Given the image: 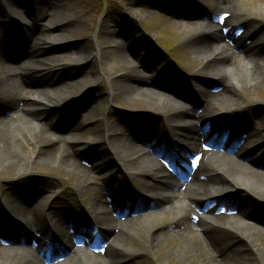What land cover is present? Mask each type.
<instances>
[{"label": "bare ground", "instance_id": "obj_1", "mask_svg": "<svg viewBox=\"0 0 264 264\" xmlns=\"http://www.w3.org/2000/svg\"><path fill=\"white\" fill-rule=\"evenodd\" d=\"M140 1L127 0L128 11L138 12ZM77 2L0 0V173L27 178L46 164L70 177L79 200L46 211L35 185L0 199V264H143L155 250L168 264H264V128L253 127L264 125V104L248 97L264 89V10L255 6L264 0H180L179 20L165 23L194 59L190 75L170 63L158 70L166 57L157 48L149 59L141 54L135 25L108 20L95 41L86 37L84 14L71 11ZM20 57L23 64L10 63ZM116 60L122 73L104 72ZM101 76L114 102L145 114L102 124L92 117L91 141L81 123L56 135L50 112L73 123L100 99L91 95ZM85 84L89 90L76 89ZM106 168L142 191L127 196L96 183L94 173ZM136 197L151 207L134 217L119 201Z\"/></svg>", "mask_w": 264, "mask_h": 264}, {"label": "rangeland", "instance_id": "obj_2", "mask_svg": "<svg viewBox=\"0 0 264 264\" xmlns=\"http://www.w3.org/2000/svg\"><path fill=\"white\" fill-rule=\"evenodd\" d=\"M77 3H73L71 5V11H77L78 15H80V13L84 14L83 20L87 23V30L83 34L86 37L94 40L95 34L99 30L102 22L108 20L122 21V24L126 26L135 25L133 27L135 28L137 34L134 36L136 38H139L141 36V43H135L134 40H132V42L135 47H142L141 54L149 59L151 58L154 49L157 48L161 50V52H163V55L166 57V62H161L156 66L158 70L165 69L166 66L168 68V63H170L174 69L180 70L187 75L191 74V61H194V59L190 54L184 52L183 47L180 45V38L178 39V37H180L179 32H177L175 28L171 29L165 23V18L174 14L175 15L173 16V19L175 21L179 20L175 17L176 13L179 12V6L182 4L180 0H141L140 7H138L139 13L137 11L133 13L128 11L126 7L127 0H78ZM187 6H190V12H193L194 10L197 11V6L186 4L185 7ZM255 6H258L264 10L263 2H259ZM246 7L247 9L249 8V6ZM138 14H140L141 16ZM133 16L136 18H133ZM131 18L134 19L132 22L129 20ZM196 18L197 17H192L188 18V20H195ZM240 29L239 31L242 32V29H244V27L242 26V28ZM146 35L150 36L152 38V41H149L146 38ZM242 40H245V37H242ZM259 42L260 41H255L251 45L255 46L259 44ZM107 51L109 52V50ZM111 54L112 52L110 51L108 55ZM25 59L26 58L22 57L16 58L14 60H11L10 63L12 65L19 66L20 64H23L25 62ZM40 61V67L42 69H47L49 62L44 59H40ZM59 64L69 65L71 64V62L68 59H63ZM121 65V60H116L110 65L105 64L104 72H116V74H121L123 70V67ZM151 71L152 70H148L147 72ZM85 75L86 74H82L81 77H79V80H84ZM196 77V84L207 87V83H204L206 82L203 79L204 77L198 75H196ZM56 80L57 84L66 83L65 77L62 74H59L56 77ZM98 84L99 87H94V91H92L93 95H91V98H93L94 100V98L100 96V99H97L98 102L92 105L88 103L84 104L85 107L82 109L79 116L77 115L76 117H74L73 123L71 121H63L61 119V111L58 109L50 112L49 116H47V119L49 118L51 120V128L53 132L56 133V135L61 137L70 136L72 134V129L75 126L74 124L81 123L82 125L87 126L86 129L88 130V135L84 136L85 141H91V139H93V130L91 128V124L93 123L91 120L92 117H94L95 120L100 119V122L102 124L109 120L114 121L117 119L129 118L133 115L136 116V114H145L142 112H132L131 108L133 107V105L124 99H115L117 101L114 102V100L108 95L110 93V87L108 85V82L106 81V78H104L103 76H101V79L97 80V83L93 85ZM101 86H103V88H101ZM82 88H84L83 90H89L86 84L82 87L76 86V89L81 90ZM248 94V97L253 98L255 104H264V89L255 94ZM50 96L54 97L53 93L43 94L42 97H45L49 100ZM87 101V99H84L82 102L85 103ZM187 104L188 106H191L190 103ZM47 105V102H45V106L42 107L45 109ZM91 112H93L94 114H90ZM127 121H130L129 125H133V123L131 122L133 120ZM261 123L262 122H255L253 124L255 131L262 132L261 129L264 128V125L261 126ZM119 128L120 130L124 128L121 123L119 124ZM263 147L256 150L254 158L262 155ZM1 164L4 165L3 163ZM1 167L2 166L0 165V169ZM117 173L116 171H113L111 169H103L100 172L94 173V181L100 185L102 184L103 187L109 185L108 187L114 193L120 190H126L128 193L127 196L130 194V192L137 194L139 192L138 190L142 191L141 187L137 189V187L134 186V181L132 182L128 177L122 176V172ZM15 177L4 178V175L0 173V199L4 202H8L10 198L9 195L11 196V194L14 193L17 189H24L25 187H32L33 185H35L37 186V189H42L41 191L43 196L45 198H48V200L45 202L44 207V210L46 211H50L49 208L54 206L59 208H67V210L71 206H78L79 200L76 197L78 193L75 191L70 177L68 178L61 173L56 174V171L54 169L49 170L46 164H42L34 168L30 177L13 179ZM169 181L171 183H177L178 178L174 177L169 179ZM125 198L120 199V205L123 204L122 206L126 209L128 208L133 210L134 217H137L140 214H144L151 207L149 201L145 202L143 201V199L139 200V198L137 199L136 197V200L134 199L125 203ZM89 205L90 204L87 205V208ZM118 215L121 219L126 218L124 214L118 213ZM55 218L56 220L59 219L58 217ZM156 256L159 258V260H155ZM143 264H168V262L162 257V250H155L150 252L149 258L146 259Z\"/></svg>", "mask_w": 264, "mask_h": 264}]
</instances>
